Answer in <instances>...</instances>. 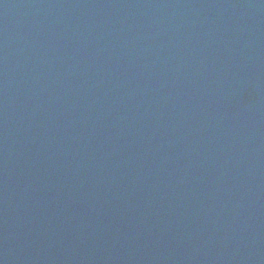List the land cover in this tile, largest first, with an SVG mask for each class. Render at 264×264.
Returning <instances> with one entry per match:
<instances>
[{
	"label": "water",
	"instance_id": "obj_1",
	"mask_svg": "<svg viewBox=\"0 0 264 264\" xmlns=\"http://www.w3.org/2000/svg\"><path fill=\"white\" fill-rule=\"evenodd\" d=\"M0 264H264V0H0Z\"/></svg>",
	"mask_w": 264,
	"mask_h": 264
}]
</instances>
